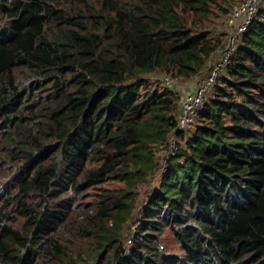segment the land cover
Masks as SVG:
<instances>
[{
  "label": "trees",
  "instance_id": "1",
  "mask_svg": "<svg viewBox=\"0 0 264 264\" xmlns=\"http://www.w3.org/2000/svg\"><path fill=\"white\" fill-rule=\"evenodd\" d=\"M238 1L0 0V264H264V0L132 225Z\"/></svg>",
  "mask_w": 264,
  "mask_h": 264
},
{
  "label": "built area",
  "instance_id": "2",
  "mask_svg": "<svg viewBox=\"0 0 264 264\" xmlns=\"http://www.w3.org/2000/svg\"><path fill=\"white\" fill-rule=\"evenodd\" d=\"M261 1L240 0L230 9L224 23V26L228 28L225 47L217 59L208 62L207 68L203 71L205 72L203 77L199 80L195 79L190 90L180 89L176 84L180 82L168 76L161 79L165 87L175 91L178 102L177 127L170 133L172 136L167 144L166 160L174 155L178 148L173 135L180 130L188 131L195 124L198 115L204 109L207 93L215 83L220 71L229 64L238 37L247 30ZM164 167L162 165L163 171Z\"/></svg>",
  "mask_w": 264,
  "mask_h": 264
},
{
  "label": "rangeland",
  "instance_id": "3",
  "mask_svg": "<svg viewBox=\"0 0 264 264\" xmlns=\"http://www.w3.org/2000/svg\"><path fill=\"white\" fill-rule=\"evenodd\" d=\"M224 23H225V21H224ZM226 31H228V28H226ZM215 53L209 59V61L210 60H214L215 58H217V55L218 54L217 53L215 54ZM203 75H204V72H201L200 74L197 75V77H195V79H198L199 80V79H201L203 77ZM165 76H167V75L151 74L149 76L151 78V87H153V86L155 87V86H158V85L160 87H163V83H162L161 79L163 77H165ZM186 83H187V81H186ZM185 134L187 136V133H185ZM179 140H180V144L178 143V147H181V146H183L182 139H179ZM166 154H167V147H162V148H159L157 150L156 155H157V160L160 163V166L155 170L154 173H152L147 178L146 183L139 189V194H138V201L139 202L137 201L138 202L137 203V207H136V209H134V217L132 219V225L134 224L133 227L137 226L138 221H139V218H140V216L142 214V211H143L144 207L147 205L148 198L151 196V194L154 192V190L160 184L161 177H162V171H163L162 170V165L165 166V164H166ZM1 193H3V187L0 189V194ZM129 230L130 229L128 228V231ZM132 237H133V234H129V233L127 234L126 233V236H125L126 245H130L131 244ZM166 239H167V241L164 243L166 245V247H167L166 249L169 250V251H175L176 248H175V246L171 242L172 240H171L170 233H167L166 234Z\"/></svg>",
  "mask_w": 264,
  "mask_h": 264
},
{
  "label": "crops",
  "instance_id": "4",
  "mask_svg": "<svg viewBox=\"0 0 264 264\" xmlns=\"http://www.w3.org/2000/svg\"><path fill=\"white\" fill-rule=\"evenodd\" d=\"M218 55H217V58L219 57V55H220V51H217L216 52ZM215 53V54H216ZM216 56V55H215ZM217 58H215V59H217ZM195 78V77H194ZM193 79L192 80H189V81H187V83H181L180 85V89H182V90H190L191 88H192V86H193Z\"/></svg>",
  "mask_w": 264,
  "mask_h": 264
},
{
  "label": "clouds",
  "instance_id": "5",
  "mask_svg": "<svg viewBox=\"0 0 264 264\" xmlns=\"http://www.w3.org/2000/svg\"><path fill=\"white\" fill-rule=\"evenodd\" d=\"M227 32H228V31H227ZM218 51L221 52L222 50H218ZM216 52H217V51H216ZM213 55H214V54H213ZM208 62H209V61H208ZM161 81H162V80H161ZM175 81H178V80H175ZM179 82H180V81H179ZM162 83H163V82H162ZM181 83H184V82L177 83V87H180V86H181V85H180ZM163 85H164V84H163ZM188 131H189V130H188Z\"/></svg>",
  "mask_w": 264,
  "mask_h": 264
}]
</instances>
